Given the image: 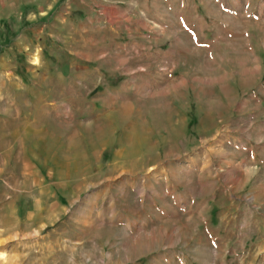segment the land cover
I'll return each instance as SVG.
<instances>
[{"label":"rangeland","instance_id":"rangeland-1","mask_svg":"<svg viewBox=\"0 0 264 264\" xmlns=\"http://www.w3.org/2000/svg\"><path fill=\"white\" fill-rule=\"evenodd\" d=\"M73 5L1 39L0 264H264V0Z\"/></svg>","mask_w":264,"mask_h":264},{"label":"crops","instance_id":"crops-1","mask_svg":"<svg viewBox=\"0 0 264 264\" xmlns=\"http://www.w3.org/2000/svg\"><path fill=\"white\" fill-rule=\"evenodd\" d=\"M76 0H0V43L1 39L5 35V29L8 28L13 32H17L24 25H38L42 22L47 16H52L53 13L57 10H61L57 16V18H62V21L68 22L73 18L80 17L81 13H78L74 8L73 3ZM85 3L87 7L91 5V3H102V13L103 15H107L109 12H113L115 16L122 18L126 23H130L127 28L128 30H134L136 33L138 31L137 26L131 25V22L135 20L137 23L141 21L144 23L143 19L137 17L138 13V1L139 0H77ZM61 2H64V7L58 9V6ZM89 18V15L86 18ZM99 17V14H98ZM105 17V16H104ZM100 18L102 16L100 15ZM134 28V29H133ZM27 30V29H26ZM85 29H82L84 32ZM133 32V31H132ZM82 34V33H81ZM137 50V47H135ZM75 56H70V62L67 65L72 66L71 70H77L81 67L80 58L84 55L74 52ZM38 55V54H37ZM39 58V57H38ZM84 59V58H83ZM35 60V62H34ZM33 62L35 64L39 63L40 59L34 58ZM70 70V71H71ZM45 77V76H44ZM70 78L73 79L72 75ZM85 83L87 79L82 77L78 79L76 83ZM1 94V93H0ZM6 126L4 133L2 134V139L6 140V149L0 150V156L4 159L10 155L9 145H10V125L7 121L3 124ZM8 160V159H7Z\"/></svg>","mask_w":264,"mask_h":264},{"label":"bare ground","instance_id":"bare-ground-1","mask_svg":"<svg viewBox=\"0 0 264 264\" xmlns=\"http://www.w3.org/2000/svg\"><path fill=\"white\" fill-rule=\"evenodd\" d=\"M34 62H35V60H34ZM0 258H1V259H3V258L5 259L4 255H1V257H0Z\"/></svg>","mask_w":264,"mask_h":264}]
</instances>
